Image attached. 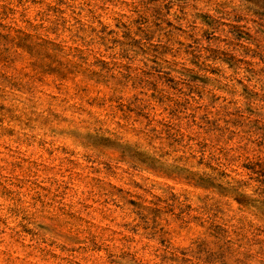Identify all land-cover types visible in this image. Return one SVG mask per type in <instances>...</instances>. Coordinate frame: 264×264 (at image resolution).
Listing matches in <instances>:
<instances>
[{"label": "rangeland", "instance_id": "rangeland-1", "mask_svg": "<svg viewBox=\"0 0 264 264\" xmlns=\"http://www.w3.org/2000/svg\"><path fill=\"white\" fill-rule=\"evenodd\" d=\"M0 264H264V0H0Z\"/></svg>", "mask_w": 264, "mask_h": 264}]
</instances>
